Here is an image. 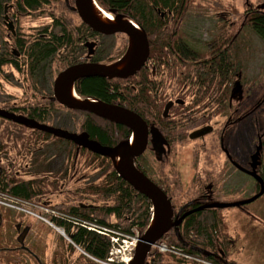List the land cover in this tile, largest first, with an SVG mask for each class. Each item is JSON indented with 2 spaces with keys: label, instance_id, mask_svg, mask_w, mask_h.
<instances>
[{
  "label": "trees",
  "instance_id": "16d2710c",
  "mask_svg": "<svg viewBox=\"0 0 264 264\" xmlns=\"http://www.w3.org/2000/svg\"><path fill=\"white\" fill-rule=\"evenodd\" d=\"M8 1L10 0H0V28L3 27L1 24L2 6L3 3ZM185 1L187 0H97L105 9H111L115 13H124L134 20L145 31L149 46L152 47L151 43H154V67L157 69L156 75L154 76V92L155 89H158V94L154 95V101H152L150 96H143V101L149 110L148 114L139 111L140 109L138 110L143 117H147L149 120L154 119V116L151 118L153 113L157 112V114H160L164 103L167 102L171 93L177 95L182 93L185 90V84L192 87V90L195 91L198 98L206 96L211 90L213 93L218 92V90L222 91L224 95L223 99H226L229 95V87L231 88L232 80H230V72L227 74L229 71L227 67L230 66L228 61L232 60L231 58L227 59L224 56L221 59L218 58L216 61L214 59L204 66H201L199 74L197 73L196 78H193V80L184 74L187 72L188 66L182 62V59L193 60L195 57L188 58L186 50L181 45L176 47L178 50L174 51L179 55V58L171 62L172 57H175V53L173 54V50L170 49L168 51V48H170V38L167 32L162 31L161 27L163 25L160 24L158 16L153 14L152 10L155 8L164 10L174 5L175 8L177 7L176 10L182 11ZM13 3L17 34L11 40V46L19 56H13L5 50L6 53H1L0 58H6L8 61L5 59L0 61V69L7 67L9 64H15L16 69H19L20 72L24 71L21 74L18 71V74L22 76L21 78L24 83H27V87L31 85L32 88H37V85L40 87L39 81L42 74L55 58L65 62L62 63V68L66 65L80 63L83 60L81 49L76 51L60 50L64 45L63 37L57 35L54 29L56 26L50 23L52 20L56 22L59 10H66L63 6V0H14ZM179 5L180 7L178 8ZM42 10L53 12L52 16L48 14L47 18H45L46 23L49 25L48 30H39V33L36 35L22 33L20 31L22 22L32 18L28 15L37 14ZM175 20L177 19L175 18ZM179 22L181 23L182 20L180 19ZM183 22L182 24L179 23V25L176 24L175 27H181ZM239 26L240 35L242 34V27H249L250 31L256 37L264 40V17H260L257 14L255 17L252 16L246 19L243 15L239 19ZM40 33H46L47 37H40ZM78 33L81 36H88L90 34L89 36L95 39L102 38L99 34L95 32L90 33L87 29L82 32L79 28ZM1 35L2 33H0ZM71 37L72 33L70 32L69 38ZM180 40L182 43H185V39L182 36H180ZM149 52L148 59L150 60L152 55L151 49ZM100 56V52L97 50L92 61L96 63L105 61ZM22 59L23 61L20 65L23 67H18L16 63ZM176 67L179 74L177 72L174 77H171V70ZM133 78L128 84L119 78H113L111 80L98 77L86 78L75 83V90L79 97L94 98L104 103H118L126 107L132 106L130 108L134 109L137 107L138 103L136 104V100L139 98V95L135 91L149 92L152 80L149 70L145 71L144 69L137 76L134 75ZM52 107V104L44 100L38 93L32 92L28 94L25 92L18 100L16 107L3 105L2 109L43 123ZM72 115L83 117L84 121L81 124L82 130L88 134L89 139L103 146L113 147L126 139L128 135V130L124 126H119L78 111ZM0 121L3 122L2 120ZM163 121L160 117V122ZM165 126H162L161 129L164 130ZM16 128L21 129V133H17L14 137V145L19 140L21 146H18V148H23L19 150L27 151L31 155L36 149L45 148V152L43 150L41 153H39L40 151L38 152L39 155L36 161H39L40 156L45 154L47 157V152L53 149L50 155L54 153L53 157L61 158L63 165L57 170V175L55 172L46 178L36 175L25 182L15 180L12 184L13 186L6 187L2 191L8 192L5 194V197L23 202L28 206L27 210L29 211H33L35 206H41L63 213L67 218L51 219L52 223L56 227L62 228L66 236L70 238V243L65 244L63 248L71 253L79 250L95 261L100 262L106 260L109 251L108 237L95 231L73 225L75 223L71 221L72 218L88 221L104 228H112L126 235H131L133 229L143 231L146 228L150 219V201L134 191L129 184L117 176L109 159L78 148L72 143L60 138L19 126H16ZM189 129L190 127L183 129L176 126L174 139H177L178 142H175V147L191 142L189 140ZM2 130L8 133L5 127ZM200 150L201 147L199 148ZM94 165L96 166L94 167ZM41 168L42 170L44 169L42 163ZM167 180L168 178L165 176L164 181ZM60 183L62 185L60 205L55 207V193L58 191ZM46 196L49 197L48 201L51 202L53 207L43 204ZM210 220L211 222L208 225V219L206 218L200 220L197 226L191 225L189 227L191 230H198L199 234L197 236H203L207 240L208 246L214 249L215 244L213 238L218 233H221V231L223 236L226 237V224L223 225V223L215 220L213 217H210ZM78 224L82 226L81 223ZM224 237L223 240H225ZM166 242L170 245L180 246L175 238H166ZM80 257L84 258V256ZM162 257L160 254H156L155 257H151L150 263L163 264ZM61 258L63 264L71 263L70 258L66 254L61 256ZM87 261L88 264H93L91 261Z\"/></svg>",
  "mask_w": 264,
  "mask_h": 264
},
{
  "label": "flooded vegetation",
  "instance_id": "af4514ba",
  "mask_svg": "<svg viewBox=\"0 0 264 264\" xmlns=\"http://www.w3.org/2000/svg\"><path fill=\"white\" fill-rule=\"evenodd\" d=\"M190 4H191V0L185 1V3H183L182 11L176 10L177 7L175 8V6L173 5L164 10H161L160 8H155L154 10H152L153 11L152 13L158 16V20L160 21V24L163 25L161 27L162 31L168 33V37L170 38L169 41L170 48H168V51L169 49L173 50V54H174L175 53L174 51L178 50L176 49V47H179V45H181L186 50L187 52L186 55L188 56V58L195 57V59L193 60L182 59V62H184V64L188 66V70L187 72L186 70H184L186 72L184 74L187 75L189 79L191 78V80H193V78H196V74L194 73V70H196L195 67L196 65L200 68L201 66H204L208 62H211L214 59L216 61V59L218 58L221 59L224 56L227 57V59L228 58L232 59L228 61L230 66L227 67V69H229L227 74L230 72L229 76H231L230 80H232L231 88L229 87L228 97L226 99H223L224 95L222 91L218 90V92L213 93V91L211 90L206 96L202 98H198L195 91L192 90V87L190 85L185 84L184 85L185 90L182 93L178 95L171 93L169 95L168 97L169 99H167V102L164 104L166 105L169 102L172 104L169 107L167 116L163 117L162 114L164 109V105H163L160 114H157V112H155L151 115V118L154 116L153 120H149L147 117H143L138 112L139 109H140L139 111H142L144 114H148L149 112L146 103L143 101L144 99L143 96L146 97L150 96L152 101H154V95L158 94V89H155L154 92V76L156 75L157 69L154 67V43L152 42L151 43L152 47L149 46V48L152 51L151 59L150 60L148 59L145 65L142 67V69L135 75L137 76L141 71H143V69L145 71L149 70L152 80L150 91L149 92L135 91V93L139 95V98L136 100V104L137 103L138 104L137 107H135L134 109L130 108L132 106L126 107L118 103H108V104L123 107L137 114L145 121L148 129L153 127L154 129H156V131L160 133L158 135L159 136L161 135V138L166 141L167 145L164 144L162 146L163 149L159 150L158 146L155 147L157 140L154 139L153 141L150 134L148 133L146 152L136 160L135 166L139 171L144 173L156 186L162 189V191L165 192L168 198L170 199V203L173 209L172 222H175V220H180V224L178 225L179 233L182 240L187 243V248L189 249L190 247L194 246V244H197V247L205 248L209 253H211L210 251L212 250V247L208 246L207 240H205L203 236L198 237L197 236L199 234L198 230L195 231L191 230L189 226L191 225L197 226L200 220L206 218H209L210 220V217H213L215 218V220L220 221L222 223L223 221L221 219L222 217L217 215L219 210L213 208V206H215V204L213 203L219 202L221 200V197H219L220 192H218V190H219V186L223 185L224 183V181L222 180L223 176L227 178V182L224 187L228 188V186H230V189L235 187V184H232L231 182L233 178L234 177L236 178L237 174L239 173L241 174L247 173L250 175L255 173L264 181V87L263 89L261 88L262 90L260 89L258 94L254 95L252 100H249V95H251L252 93L249 92L252 91L250 85H248V87L244 91V85L241 83V80L243 79V74L242 71H240L241 69L237 65L238 56H239V48H238L239 42L238 43L236 42L240 37L239 34L240 26H238V28L235 30L236 32L233 33H231V30H233V26L227 27V31L230 32V34L227 35V31L224 32V28H226V26L221 24L216 29L218 40L212 42V44L208 47L209 49L208 52L203 55L198 52H195L194 49L191 48L192 47L191 45L187 43H182L180 40V36H178L177 39L174 38L176 32L178 31L175 25L176 24L179 25L180 19L182 20V22L183 21L185 22V18L187 17ZM63 6L65 7L66 10L65 11L59 10V12L57 13L58 16L56 18V22L53 20L50 21L51 24H54L56 26L54 27V29L56 30L57 35L59 37L60 36L63 37L64 45L60 50L76 51L81 49L84 52L86 51L84 46L85 43H91V42H94V44L97 45L96 50H99L100 39L105 37L101 36L102 38L95 39L89 36L90 34H88V36L78 37L76 35L77 28H81L82 31L87 29L90 33H93V31H91V29L83 25L78 18L77 12L71 9L74 6L73 0H63ZM179 7L180 5L178 6V8ZM94 8L100 10L98 6L92 4L91 13L93 14H94ZM11 10L8 11V19L10 21H13V18L15 19V17L12 16V12H10ZM107 10L112 12L114 14L113 15L114 17L131 19L124 13H115V11L111 9H107ZM216 13H217L216 15L217 18L219 17V19L222 20L227 19V17L223 18L224 15L221 12L218 11ZM3 14L4 11H2L1 15ZM48 14L49 16H52L53 12H47L42 10L37 14L28 15V16L32 18L34 17L47 18ZM226 14L228 16H231L229 12ZM257 14L260 17H264V0L259 5L243 11L241 15L242 16L244 15V18L248 19L249 17L252 16L255 17ZM241 15L240 17L238 16V18H241L242 17ZM107 16L111 19L109 23H111V21L113 22V19L109 15ZM95 18L97 19L96 16ZM175 18L177 20H175ZM101 22L105 23L108 21H101ZM182 22L180 24H182ZM81 24L83 25L82 27ZM45 25H47V23H45ZM137 25L140 26L139 24ZM246 29L247 31H250L249 27H242L241 28L242 33ZM2 30L5 32L4 27L1 28V31ZM41 30L42 31L48 30V26H43ZM70 32L72 33L71 38H69ZM40 37L46 38L47 34L40 33ZM117 37H120L121 39L124 38V42H125L123 46L124 51L120 56V58L124 54L125 55L118 62L115 63L116 65L119 64V62L123 61V59H125L129 51V48H131L132 50L134 45L133 40L131 39L130 46L127 50V44H128L127 38H125L123 34H119V36ZM11 40H13V38L9 34H5V38H3L2 43L10 46ZM262 42H264V40ZM176 44L178 45L176 46ZM11 47L12 46L6 48L10 50ZM3 48H4L3 46L0 47V54L6 53ZM134 58L135 56L132 59V54H131L130 64L134 60ZM177 58H179V55L175 53V57H172L171 62H174L175 60H177ZM4 59L8 61V59L6 58H0V61H3ZM91 62H92L91 59L89 60L86 58L83 61H81V63H91ZM16 64L18 65V67L20 66L18 63ZM5 71L10 73L9 78H6L5 80H10L11 82L16 80L13 75L16 74L20 77L21 72L22 73L24 72V71L20 72L19 69H16L15 64L12 65L9 64L7 67H3L0 69V80L4 76H6ZM18 71L20 72V74H18ZM177 72H178L177 67L173 68L171 70L170 76L174 77L177 74ZM134 78L131 77L129 79H121V80L128 84V82ZM16 81H17V85L19 86L18 88L22 91L23 81L22 80H16ZM43 82L45 83V81ZM39 84H40L39 88L45 87L44 84L42 83V80L39 82ZM41 84H43V86H41ZM25 85H26L25 92L28 93L29 91L27 89V83ZM236 85H238V89H239L237 93H235ZM52 88H53V84L51 87V91L49 93L44 95L41 94L39 95L44 100L49 101L50 104H52L53 106L50 109L51 111L47 114L46 120L42 124L53 128H59L55 123L57 122L58 116H61L62 112H66L69 114H73V112L65 110L61 105H59L57 101H52L53 98ZM0 95L3 94L0 93ZM69 97H72V99L75 98V96L71 91L69 92ZM14 98H15V102H13V100H7L3 103H0V108L2 109L3 105H11L16 107L18 103V99L17 97ZM6 112L16 115V113L11 111H6ZM160 117L164 120L163 122H160ZM0 120L5 122V126H12V125L14 126V124L4 119L0 118ZM9 123L12 125H10ZM244 123L251 124L253 126V131H254V139H253L254 142L252 141L253 142V145L251 146L252 149L248 155V160H246L247 163L246 162H245L246 164L244 163L245 165L238 161L237 158L238 156H236V154L231 152L229 145L226 146V142L228 143L229 139L231 140L234 133H236L239 127L243 126ZM164 125L166 126L164 130H162L161 127ZM176 126L178 128H183V129H187L188 127H190V129L188 130L189 139L191 134L197 131L203 132L202 135L199 136L197 139H194L193 141L188 143V147L191 146V151H193V157L189 164L191 165L192 170H193V166L196 165L199 166V169L193 170V173L197 179L200 177V180L197 182L198 185L196 184L197 188L195 190V194L186 196L183 199V201L179 204L175 202V196H174L181 189L178 180V174L175 173L174 171V164L178 168V164H177L178 162L175 161V156H174L175 142H178L177 139H174ZM126 130H128V135L126 139H124L123 141L127 142L129 137L132 136L133 133L128 128H126ZM79 132L80 133L77 134L86 133L82 130V127H80ZM1 133H2V135H0V190L1 191L6 187L13 186L12 184L14 183L15 180L25 182L28 181L30 178L35 177L36 175L46 178V177H50L52 173L56 172V175L58 174L57 171L51 172L46 169L42 170L41 163L43 164V167L46 166L45 163H47V157L45 154L40 156L39 161H36V159L38 158L37 156L39 155L38 152L40 151L39 153H41L42 150L43 152H45L44 151L45 148L36 149L35 151H33L31 155H29L27 151L19 150V149H23L21 147L18 148V146H21L19 140L14 145L15 139L12 133L9 135V132L5 133L3 130H1ZM196 136H198V134ZM171 144L174 146H172ZM200 147L201 150L199 151ZM52 150L53 149H50V152ZM149 155L151 156L154 155L153 156L154 169H156V176L153 175V177L150 176L147 170L148 169L147 165H145L144 162L141 161L144 158H147ZM172 159L173 162L171 164V167L166 166L168 172L164 173V171H160V172L158 171V169L162 166L163 163ZM182 163L183 165H186V160L182 161ZM165 176L168 178L167 181H164ZM153 178L154 181L152 180ZM61 189H62V185L60 183L58 191H56L55 193L56 194V200H54L56 202L54 204L55 207H58L60 205L61 193H62ZM48 198L49 197L46 196L45 202H43V204L53 207L51 202L48 201ZM3 210H8V211H3ZM3 212H7L6 219L2 215ZM11 212L12 211L8 208L0 207V264H4L5 263L4 260H7L8 264H31V263L45 264L44 260L38 254L30 253V251L28 250L29 246L27 244L28 243L27 233L29 231V227H25L24 222L21 220L14 222V220H12L14 215H12ZM258 215L262 216V212L259 211ZM164 238H175V229L174 228L170 229V231H168L164 235ZM213 242L216 244V247L218 249L221 247V245L218 244L219 240L217 238ZM188 249L186 250L188 251ZM66 255L67 257L70 256L69 257L71 262L70 264H87L86 258H79L78 256H76L75 259L72 261L71 259L73 258L74 254H66Z\"/></svg>",
  "mask_w": 264,
  "mask_h": 264
},
{
  "label": "rangeland",
  "instance_id": "374dc122",
  "mask_svg": "<svg viewBox=\"0 0 264 264\" xmlns=\"http://www.w3.org/2000/svg\"><path fill=\"white\" fill-rule=\"evenodd\" d=\"M218 1L191 0L185 22L181 28L176 27L178 31L176 32L174 38L177 39L178 36H182L185 39V43L191 45V48L194 49L195 52L203 55L208 52V47L212 44V42L218 40L216 29L221 24L226 26V28H224V32L227 31V27L229 26H233V30H231V33L236 32L235 30L239 26L240 19L238 18V16L240 17L243 11L259 5L263 0ZM218 11L224 15L223 18L227 17V19L222 20L219 19V17L217 18L216 12ZM228 12L231 14V16H228L226 14ZM45 23L46 21L43 17L30 18V20H24L22 22L20 31L22 33H27L26 35H36L37 33H39L38 31L41 30L43 26H49L48 24L45 25ZM78 30L79 28L76 29V35L82 37L78 33ZM0 33H2V35L0 36V45L3 46L2 40L5 34L3 30ZM229 34L230 32L227 31V35ZM262 41L263 40L259 39L253 33L247 31L246 29L245 31H243L236 42H239L238 66L243 74L241 83L244 85V91L246 90L248 85H250V88L252 89V91L248 90L249 92H252L251 95H249V100H252L254 95L258 94L260 89H263L264 87V42ZM100 42V58L105 60L103 61L105 63L113 62L114 60L119 59L124 51V38L121 39L117 36H112L110 38L105 37L103 39H100ZM22 61L23 59L17 63L20 65ZM62 63L65 62L58 60L57 58L51 61L49 67L42 74L40 79V81L42 80V83L45 87L39 88V85H37V88H32V86L29 85V87H27L29 91L28 94H31L32 92L38 93V95L49 93V91H51L52 81L54 77L60 70H62ZM19 67L23 66L20 65ZM195 67L196 70H194V73L199 74L200 68H198L197 65ZM9 74L10 73L5 71L6 76H4L0 80V93L4 95H0V103H3L7 100H13V102H15L14 97H17V99L19 100L22 96L21 94H24L25 92L26 85L21 78L22 76L19 77L16 74L13 75L16 80L23 81V90L21 91L18 88L19 86L17 85L16 80H14L13 82H11L10 80H5L6 78H9ZM43 81H45V83ZM43 84H41V86H43ZM83 121L84 118L79 115H72L66 112H62V115L58 116L57 122L55 123L59 128L61 127L69 131L78 132ZM3 127L7 129L9 135L12 133L14 137L17 133H21V129H17L16 126H5V123L0 121V135H2L1 130L3 129ZM253 139V126L249 123H244V125L239 127L238 131L234 133L231 140L229 139V142H226V146L229 145L231 152L238 156V161L244 164L246 160H248V155L252 149L251 146L254 142ZM53 154L54 153H51L50 155V151L47 152V163H45L46 166H44V169L51 172L57 171V169H59V167L63 165V160L61 158L53 157ZM174 156L175 161L178 162V168L174 164V171L178 174V180L181 187L178 193H176V195L174 196L175 202L179 204L186 196L195 194V190L197 188L196 184L200 180V177L197 179L193 173V170L199 169V166H193L192 170L189 163L192 160L193 151H191V146L188 147V144L181 147H175ZM184 160H186V165H183L182 163V161ZM141 161L144 162L145 165H147V170L150 173V176H156V169H154V159L152 158V156L149 155L147 158H144ZM172 162L173 159L163 163L158 171H164V173L168 172L166 166L171 167ZM95 166L96 165H94V167ZM222 180L224 181V183L223 185L219 186L218 190V192H220L219 197H221L220 201L222 204L246 201L255 196L257 192L254 180L250 179L244 174L239 173L237 174L236 178H233L231 183L235 184V187L232 189H230V186H228V188L224 187L227 182V178H225V176H223ZM245 208L246 211L254 217L253 220H256L255 224L258 225V222H262L261 224L263 227L255 229V227H253L254 222L247 221L249 220V218H245L243 214L237 210V208L224 209L223 215L217 214L218 216L222 217L221 219L224 218L223 220H225L228 225L226 227L228 236L233 238L235 242V249L232 250L231 255L241 254L243 258L245 257V254H261L262 256H264V194L256 201L245 206ZM21 210L22 209H18L11 212L12 215H14L12 220H14V222L21 220L24 222L25 227H29V231L27 233V244L29 246L28 250L30 251V253L38 254L44 260L45 264H63L61 256H64V254H74L73 258L71 259L72 261L76 256H78L79 258H83L80 257L81 252H79L78 250L75 253H71L67 249L63 248L69 241L67 239L68 236H62V234H60L58 230L48 226L44 220H39L40 218H38V216H34L32 214L28 215L24 213L26 212L25 210L24 212H22ZM259 211L262 212V216H258ZM36 214L38 215V213ZM2 215L5 219L7 218V212H3ZM250 215L248 216L252 219V216ZM223 225L225 224L223 223ZM136 235L137 234H135L134 236ZM136 238L137 237H133V235L125 237L121 236L118 244L120 246H123L122 250L125 252H117L114 248H111L109 253L107 254L108 259L110 258V260H113V264H124L126 261H128L129 257H132L131 255L128 256V252L126 251L130 252L131 248L135 246ZM124 241L125 245H123L122 243ZM125 246H127L128 248ZM64 250L67 252H65ZM69 257L70 256H68V258ZM86 259L88 260V258ZM4 261V264H8L7 260ZM241 262L243 264H246L247 259ZM86 263L88 264V261Z\"/></svg>",
  "mask_w": 264,
  "mask_h": 264
},
{
  "label": "water",
  "instance_id": "95a60500",
  "mask_svg": "<svg viewBox=\"0 0 264 264\" xmlns=\"http://www.w3.org/2000/svg\"><path fill=\"white\" fill-rule=\"evenodd\" d=\"M78 16L82 22L97 33L104 35L123 33L128 38L132 39L136 44V54L131 64L123 69L116 70L113 66H107L104 64L96 63H85L70 66L65 69L56 77L53 84V98L52 101H57L60 105L70 110H78L92 114L93 116L102 120L108 121L113 124L121 125L129 130L134 135V145L128 146L126 142H123L114 148L100 145L98 142L90 140L88 135L85 133L74 134L53 127H49L38 122L25 118L23 116H16L0 109V118L11 121L15 124L21 125L30 130H37L44 133L51 134L53 136L68 140L74 144L81 146L88 151L98 154L103 157L112 159L113 166L118 173L119 177L127 182L137 193L146 197L154 210L155 224L151 233L144 234L134 252V258L130 264H144L145 258L150 251L151 247L166 233L171 227L178 224L177 221L172 222L173 212L171 205L166 195L156 187L152 182L145 179L137 170L134 168L135 159L140 156L146 149L147 135L148 132L151 137L157 140L155 147H159L165 143L158 139L157 131L148 128L145 122L135 113L116 105H111L104 102H91L81 101L75 102L69 97V92L72 89L74 82L82 78H128L137 73L144 65L149 54V45L145 33L140 29H136L130 22L124 24L122 18H114L115 25L105 24L94 20L90 12V0H75V8ZM10 31H12V25H8ZM13 32V31H12ZM88 49V57L93 55L94 44H86ZM239 91L238 85H236L235 93ZM172 104L169 102L166 104L163 117L166 116L169 107ZM202 131H197L191 134L192 139H196L202 135ZM198 134V136H196ZM154 148V146H153ZM119 157L120 160L115 162L114 158ZM257 179V178H256ZM263 193V187L260 192L252 197L251 199L239 202L226 204L224 207H239L241 205L250 203L257 199ZM175 234L178 241L183 246L186 244L181 240L177 229ZM193 251L201 254H206L205 251L199 248H192Z\"/></svg>",
  "mask_w": 264,
  "mask_h": 264
},
{
  "label": "bare ground",
  "instance_id": "6f19581e",
  "mask_svg": "<svg viewBox=\"0 0 264 264\" xmlns=\"http://www.w3.org/2000/svg\"><path fill=\"white\" fill-rule=\"evenodd\" d=\"M91 14H92L94 20H96V21H98V22H101V21H108V22H105V23H106V24H114V21H113V22L111 21V23H109L111 19H110L105 13H103V12L100 11V10H98L97 8H94V14H93V13H91ZM94 15L97 17V19L95 18ZM99 20H101V21H99ZM101 23H102V22H101ZM131 42H132V41H131ZM133 43H134L133 48H132V50H131V48H129V51H128V53H127L125 59H123V61L119 62V64H117V65L114 64V65H113V67H114L116 70H123V69H125V68H127V67L129 66V64H130V58H131V54H132V59H133V57H134L135 54H136V48H135V47H136V44H135L134 41H133ZM70 98H71V100H74V99H72V97H70ZM154 224H155V220H154V218H153V220H152V222H151V225H150V229H149L148 234L152 232L153 227H154ZM110 249H111V246H110V243H109V251H110ZM109 251H108V253H109Z\"/></svg>",
  "mask_w": 264,
  "mask_h": 264
},
{
  "label": "crops",
  "instance_id": "0c3cea01",
  "mask_svg": "<svg viewBox=\"0 0 264 264\" xmlns=\"http://www.w3.org/2000/svg\"><path fill=\"white\" fill-rule=\"evenodd\" d=\"M233 248L235 249V245ZM245 259H247L246 264H264V256L261 254H245L244 258L241 254H228V260L233 262V264H243L241 261H245Z\"/></svg>",
  "mask_w": 264,
  "mask_h": 264
},
{
  "label": "built area",
  "instance_id": "2783aa9c",
  "mask_svg": "<svg viewBox=\"0 0 264 264\" xmlns=\"http://www.w3.org/2000/svg\"><path fill=\"white\" fill-rule=\"evenodd\" d=\"M116 239V240H115ZM118 239L117 238H112V243L114 244L113 245V248L117 251V252H125V251H123L122 250V247L123 246H120L119 244H118ZM123 243V245H125V241L124 242H122ZM127 243V242H126ZM125 247H127V246H125ZM128 248V247H127ZM131 250H132V248H131ZM131 250H130V252H131ZM159 250L160 251H166V248L164 247V246H161L160 248H159ZM126 252H128V256L130 255V252L129 251H126ZM110 261H112V260H110Z\"/></svg>",
  "mask_w": 264,
  "mask_h": 264
}]
</instances>
